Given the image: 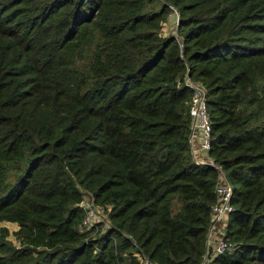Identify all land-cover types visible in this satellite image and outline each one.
I'll list each match as a JSON object with an SVG mask.
<instances>
[{"label":"trees","instance_id":"1","mask_svg":"<svg viewBox=\"0 0 264 264\" xmlns=\"http://www.w3.org/2000/svg\"><path fill=\"white\" fill-rule=\"evenodd\" d=\"M185 76L232 185L221 254ZM82 193L109 206L103 232L79 230ZM0 221L18 241L0 226V264H137L134 244L157 264H264V0H0Z\"/></svg>","mask_w":264,"mask_h":264},{"label":"built area","instance_id":"2","mask_svg":"<svg viewBox=\"0 0 264 264\" xmlns=\"http://www.w3.org/2000/svg\"><path fill=\"white\" fill-rule=\"evenodd\" d=\"M183 84L190 89L188 101L190 153L197 163H209L218 170L214 183L215 199L210 205L211 219L206 231L205 245L211 254H221L232 247V243L223 236L222 230L226 218L233 210L230 201L232 185L220 166L214 164L207 156L211 141V124L207 111L206 90L202 84L191 80L188 76L183 78ZM77 205L81 209V219L78 225L80 231H92L94 229L96 231L98 228L96 232L101 233L110 227V208L108 205L97 203L89 193H82ZM132 256L137 264H157L135 244Z\"/></svg>","mask_w":264,"mask_h":264},{"label":"rangeland","instance_id":"3","mask_svg":"<svg viewBox=\"0 0 264 264\" xmlns=\"http://www.w3.org/2000/svg\"><path fill=\"white\" fill-rule=\"evenodd\" d=\"M174 11L175 10H173V12ZM176 25H177V14L175 12L171 16H169L168 19H166L164 22H162V32L161 33L163 35L176 36V33H175V27H176ZM225 222H226V220H225ZM2 225L7 226L8 230L10 232V236L8 237V240H11L10 242L13 245L17 246L18 241L16 240L14 234H12V232L16 228V224L13 223V222H8V221H0V226H2Z\"/></svg>","mask_w":264,"mask_h":264}]
</instances>
